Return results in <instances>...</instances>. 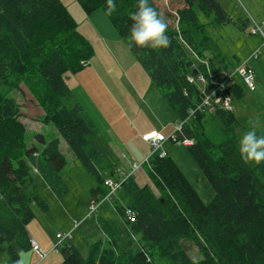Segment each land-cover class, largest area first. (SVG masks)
Here are the masks:
<instances>
[{
  "label": "trees",
  "instance_id": "1",
  "mask_svg": "<svg viewBox=\"0 0 264 264\" xmlns=\"http://www.w3.org/2000/svg\"><path fill=\"white\" fill-rule=\"evenodd\" d=\"M77 1L87 14L105 12L106 0ZM183 2L176 11L178 31L170 15L150 0L166 20L171 41L167 48H141L128 39L138 0H115L116 12L107 16L179 119L186 121L177 141L195 140L187 149L215 191L209 203L167 152L161 156L156 150L148 159V174L158 195L134 175L116 177L115 165H105L94 143L95 124L84 119V108L66 81L68 73L89 65L93 45L62 0H0V255L19 264L21 255L33 250L28 229L36 218L33 205L44 211L50 208L35 173L59 195L67 191L61 176L67 166L62 138L96 180L93 199L102 200L109 193L107 176L121 182L112 196L120 222L101 226L105 239L90 245L88 257L71 240L62 247L61 243L58 250L64 259L57 264H264V162L251 165L241 158L238 137L232 132L244 127V121L235 110L217 105L190 117L203 97L200 86L190 83L188 76L193 65L206 73L195 54L204 57L210 52L211 69H221L214 62V47L199 12L212 16L215 23H232L244 30L249 19L234 18L219 0ZM223 68L227 70L226 65ZM21 83L39 98L43 122L54 125L61 138L37 133L38 144L28 145L16 120L18 113L6 98ZM246 91L242 79L227 89L233 102ZM208 118L224 133L218 144L206 133ZM192 246L199 249L202 260L190 256Z\"/></svg>",
  "mask_w": 264,
  "mask_h": 264
},
{
  "label": "rangeland",
  "instance_id": "2",
  "mask_svg": "<svg viewBox=\"0 0 264 264\" xmlns=\"http://www.w3.org/2000/svg\"><path fill=\"white\" fill-rule=\"evenodd\" d=\"M219 1L234 18L249 19L248 29L244 30L232 23L225 25L215 23L213 17L204 12L198 14L211 37L214 57L217 58L216 64L221 67L226 65L229 72H236V68L247 61L256 73V90L246 91L243 98L234 99L233 102L236 115L245 123L244 127L232 132V135L238 137L239 142L243 134L253 126L255 130L264 132V56L258 59L251 58L255 50L264 48V0ZM62 2L78 23V30L91 42L95 50L90 65L73 74V78L69 79L70 88L84 108V119L95 124L94 143L105 165H115L116 169L122 172L121 176L134 174L142 185L150 184L158 195L159 191L149 179L148 183H144L147 179L144 170L148 174L150 167V162H146V159L143 161L144 155L150 153L147 157L149 158L153 154V149L143 141V134L155 131L170 138L181 120L102 9L97 10L98 14L92 16L93 18H88L89 15L77 0H62ZM156 3L170 15V22L180 31L181 28L175 17H177V9L184 6L183 0H156ZM92 22L96 26L94 29L89 25ZM257 26L262 28L263 33L251 32L252 27L257 28ZM101 34L107 37L106 41L118 53L117 55L105 49V41H99ZM202 59L209 61L213 56L210 52H206ZM236 78H240L238 74ZM6 98L12 101L18 113L16 120L24 129L28 145L37 143L35 138L37 133H44L49 139L54 138L58 133L54 125L43 122L44 111L41 102L24 83H21L19 88L7 92ZM191 121L192 119L189 118L187 122ZM207 121L205 128L208 136L217 144L222 142L225 137L218 123L211 118ZM161 149L173 156L202 200L209 203L214 198L215 191L188 152L187 146L182 141L166 140ZM70 151L72 152L71 149ZM63 153L67 158V166L61 171V176L63 187H66L67 191L59 195L54 187L45 184L35 173L50 208L44 211L39 206L33 205L37 216L29 224L33 234L36 232L34 227L40 229V234L50 245L49 248L43 247V249L46 252L53 249L52 255H59L60 262L64 258L62 252L55 249L58 231L66 232L74 229L72 243L88 257L90 245L104 236L101 226L106 222H120L113 199L101 201L98 213L89 216V204L94 198L91 190L97 182L82 162L72 156L73 152L70 154L67 150H63ZM136 164L140 165L139 169L129 174ZM64 244L65 242L60 247ZM190 256L202 260V255L196 246L190 249ZM40 258L34 255L33 251L22 255L24 263L33 260L36 264H46ZM7 261V264H16L10 258ZM0 264H4L2 255H0Z\"/></svg>",
  "mask_w": 264,
  "mask_h": 264
},
{
  "label": "built area",
  "instance_id": "3",
  "mask_svg": "<svg viewBox=\"0 0 264 264\" xmlns=\"http://www.w3.org/2000/svg\"><path fill=\"white\" fill-rule=\"evenodd\" d=\"M248 29V28H247ZM252 33L262 32L263 30L260 26H257V28L252 27L251 29ZM260 56H264V48H259L255 50L251 54V58L258 59ZM195 57L197 58L199 63H203L206 67V73L203 70H199L198 65H193L194 70H197L198 73L194 75L193 73L188 76V81L193 84H198L202 90V94L205 91V86H208L210 89V92L208 95L203 97V101L198 104L195 108L191 109L190 111V117L194 116L196 113L198 115L201 112H207V111H213L217 106L225 109L233 111L235 110V106L233 105V98L232 96L227 92V89L230 85L234 84L236 81H239L242 79L244 82L246 88L253 92L256 90V73L255 70L248 65V62L245 61L241 63L237 68L236 72H229L226 69H220L218 71H213L210 67L209 61H206L205 59L199 58L197 54H195ZM192 71V72H193ZM239 75V79L236 78V75ZM181 123L178 124L175 128L174 134L167 138L163 133L161 132H155L152 131L146 135H144V139L149 143V145L152 147L153 152L158 150L161 153V156H164L166 154V151L161 149L163 143L166 140H172L173 142H176L179 138V133L183 129V125L186 121L182 120ZM184 145L190 146L195 143V140L192 138H184L181 140ZM148 159H146V162H148ZM145 162V163H146ZM140 165H135L134 170L138 169ZM106 186L109 188V193L102 199V200H96L93 199L89 204V216H92L94 214H97L100 209V203L103 200H111L112 196L115 194V192L120 188L121 182L115 181V179L108 177L105 182ZM131 220H134L132 214L128 215ZM74 229H71L70 231L66 232H59L56 234V238L60 240L61 243L65 241H70L73 238ZM32 242V248L35 252L39 254L41 259H45L48 256V252H46L35 240L31 239ZM60 243V244H61ZM60 244H57L55 246V249L58 250V246Z\"/></svg>",
  "mask_w": 264,
  "mask_h": 264
},
{
  "label": "clouds",
  "instance_id": "4",
  "mask_svg": "<svg viewBox=\"0 0 264 264\" xmlns=\"http://www.w3.org/2000/svg\"><path fill=\"white\" fill-rule=\"evenodd\" d=\"M116 10L115 0H106L105 14L111 16ZM130 19L132 23L128 39L135 46L160 49L170 45V38L166 34V20L163 14L150 4V0H138L137 10L131 14ZM239 152L245 163L259 165L264 162V135H258L255 126L241 137ZM29 167L34 169L31 162Z\"/></svg>",
  "mask_w": 264,
  "mask_h": 264
},
{
  "label": "crops",
  "instance_id": "5",
  "mask_svg": "<svg viewBox=\"0 0 264 264\" xmlns=\"http://www.w3.org/2000/svg\"><path fill=\"white\" fill-rule=\"evenodd\" d=\"M96 14H98V11L97 12H95V13H93V14H88L89 16H88V18H93ZM93 16V17H92ZM90 20H93V19H90ZM90 25V27L92 28V29H94V28H96V26H95V24L92 22L91 24H89ZM119 34V33H118ZM87 35V34H86ZM120 36V35H119ZM89 37V36H88ZM106 36H104V34H101V36H99V41H105V49L106 50H108L109 52H111V53H114V54H118L117 52H115L114 50H113V48L108 44V42L106 41ZM113 38H114V33H113ZM90 39V38H89ZM91 40V39H90ZM116 40V39H115ZM91 41H93V40H91ZM117 41V40H116ZM94 44H96L95 42H93ZM216 60H217V58L215 57L214 58V62H215V64H216ZM90 65V64H89ZM217 65V64H216ZM218 66V65H217ZM225 66V65H224ZM223 66V67H224ZM223 67H221V66H218V68H221V69H224ZM70 78H73V74L72 73H68L67 74V77H66V81H67V83H68V85L70 86ZM71 87V86H70ZM57 132V131H56ZM146 134H148V133H144L143 134V137H144V135H146ZM54 137H60L59 135H58V133L54 136ZM61 138V137H60ZM143 141L146 143V144H149L146 140H144V138H143ZM63 142H65L64 144V148L62 147V144H63ZM60 148H61V150L63 149L64 151H68L70 154H72V152L70 151V147H69V145L67 144V142L64 140V139H62L61 138V141H60ZM70 148V149H69ZM63 150H62V152H63ZM74 153V152H73ZM150 154V153H149ZM149 154H145L144 155V159H143V161L145 160V159H147V157L149 156ZM72 156H75V154L73 155L72 154ZM76 157V156H75ZM142 161V162H143ZM145 163V162H144ZM137 165V164H136ZM125 168V167H124ZM126 169V168H125ZM139 169V168H138ZM137 169V170H138ZM126 171H130V170H126ZM135 170L133 169L131 172H129V174H132V172H134ZM121 173L122 172H119V170L117 169V173H116V177H118V178H122L123 176H121ZM118 174V175H117ZM134 175V174H133ZM144 175H146L147 176V179L145 180V182L144 183H148V179L151 181V179H150V177H149V174H147V171L146 170H144ZM137 179V181L139 182V180H138V178H136ZM140 183V182H139ZM141 184V183H140ZM142 185V184H141ZM36 216H37V214H36ZM28 229H29V235H30V238L31 239H33V240H35L42 248L43 247H47V248H49L50 247V245L49 244H47L46 243V241H45V239L42 237V235L40 234V229L38 228V227H34V231L36 230V232H34V234H33V232L30 230V228H29V225H28ZM71 229H69L68 231H70ZM60 231H58L57 233H59ZM56 233V234H57ZM103 235H104V233H103ZM37 237V239H36V237ZM105 236V235H104ZM103 238V237H102ZM57 239V238H56ZM58 241H57V244H60L61 242H60V240L59 239H57ZM39 241V242H38ZM71 241H72V239H71ZM56 244V245H57ZM55 245V246H56ZM31 251H33L34 252V255H36L38 258H40V256H39V254L37 253V252H35L34 250H31ZM30 251V252H31ZM54 250L53 249H51L50 251H48V256L45 258V259H43L44 260V263H46V264H57V263H60V261H61V257L59 256V255H52V253L51 252H53ZM58 252H59V250H58ZM23 255V254H22ZM22 255H21V258H20V263L19 264H36L35 262H33V260H31L30 261V263H24L23 261H22ZM3 256V260H4V264H7L8 263V261L7 260H9V258L8 257H6L7 255H2ZM41 259V258H40ZM22 262V263H21ZM42 264V263H41Z\"/></svg>",
  "mask_w": 264,
  "mask_h": 264
},
{
  "label": "water",
  "instance_id": "6",
  "mask_svg": "<svg viewBox=\"0 0 264 264\" xmlns=\"http://www.w3.org/2000/svg\"><path fill=\"white\" fill-rule=\"evenodd\" d=\"M197 73H198L197 70H194V71H193V74H194V75H196ZM209 92H210L209 87H208V86H205V91H204V93L202 94V97H205L206 95H208Z\"/></svg>",
  "mask_w": 264,
  "mask_h": 264
}]
</instances>
